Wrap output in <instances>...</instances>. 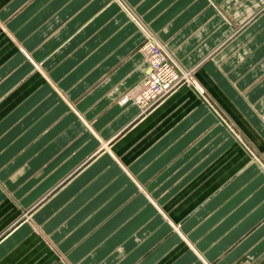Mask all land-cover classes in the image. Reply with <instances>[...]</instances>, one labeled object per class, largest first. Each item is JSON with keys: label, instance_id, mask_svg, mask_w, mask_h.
Masks as SVG:
<instances>
[{"label": "crops", "instance_id": "1", "mask_svg": "<svg viewBox=\"0 0 264 264\" xmlns=\"http://www.w3.org/2000/svg\"><path fill=\"white\" fill-rule=\"evenodd\" d=\"M0 264H264V0H0Z\"/></svg>", "mask_w": 264, "mask_h": 264}, {"label": "built area", "instance_id": "2", "mask_svg": "<svg viewBox=\"0 0 264 264\" xmlns=\"http://www.w3.org/2000/svg\"><path fill=\"white\" fill-rule=\"evenodd\" d=\"M142 51L150 72L137 91L136 100L146 108L162 101L183 85L194 83V70L180 67L167 47L153 37H148Z\"/></svg>", "mask_w": 264, "mask_h": 264}, {"label": "rangeland", "instance_id": "3", "mask_svg": "<svg viewBox=\"0 0 264 264\" xmlns=\"http://www.w3.org/2000/svg\"><path fill=\"white\" fill-rule=\"evenodd\" d=\"M147 36H148V35H147ZM148 37H150V36H148ZM148 37H147V38H148ZM185 70H188V69L185 68ZM190 70H195V69H194V68H190ZM143 80H144V79H143ZM143 80H142V82H143ZM142 82H141V83H142Z\"/></svg>", "mask_w": 264, "mask_h": 264}]
</instances>
